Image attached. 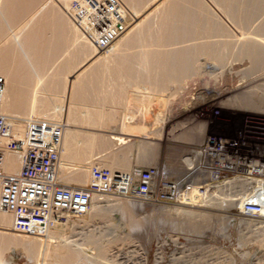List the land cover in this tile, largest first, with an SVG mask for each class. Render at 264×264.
Here are the masks:
<instances>
[{"label":"rangeland","instance_id":"rangeland-1","mask_svg":"<svg viewBox=\"0 0 264 264\" xmlns=\"http://www.w3.org/2000/svg\"><path fill=\"white\" fill-rule=\"evenodd\" d=\"M40 1H41V3H44L47 0H43L44 2L42 0H40ZM48 1H52V0H48ZM68 1H69V3H68V5H66V3ZM73 1H75V0H71V1L70 0H55V1L53 0V2H55L57 5H58V3H60L59 7L61 9L59 7H57V8H59V10L57 9L59 14H62L61 10L65 8L63 11V14L61 16L63 18H64V16L68 17L69 19L71 18L70 19L71 22H69L68 18L65 17L66 21L68 20V22L65 21V24H64V26L66 24H69L67 26H70V28L68 27L69 32L67 31L68 32L67 37L70 41H68L67 37L65 36L66 34H64L66 32L65 28L62 30V34L65 37L62 36L61 39H63V38L65 39L64 43H66L65 45H67L66 46L67 48H68V46L69 47L71 46V48L73 46V48H75L74 52H73V48H72V50H70V48H68L72 52V54H70L71 53L70 52L69 55H73V53H75V54L77 53L76 54L77 56L75 54H74L75 57L72 56L73 58H71V56H68L67 53L69 50L65 46L62 45L63 40H61L62 42H60V43L62 46V52H64V50L67 51V52L63 53V55L64 54L67 55L66 58L64 59V61L65 62L70 61V62H69V64L68 63L64 64L65 62L63 63L62 61L57 62L56 64H54V68L52 69V67H51V69H50L51 72H53V73H50V70H49V73L52 74L53 76L50 75V77H48L47 79L45 78V80L41 79L39 81L41 83L44 80V84L47 86V89H46V91L43 90V92L45 93L44 94L45 96L47 95L49 97V99H48L47 96L46 97L44 96L42 99L43 103L45 102L44 104H42L43 105L42 107H44V108H42L43 110L42 111L39 110L40 112L38 110L33 112L34 115L32 116V118L30 120L29 119L24 120V118H26V117L30 118L31 116L29 117L26 115V113L22 114L21 111L17 110L18 113H16L17 111H15V114L17 116H20L21 120L17 119L18 122L17 121L16 122L10 121V119L7 120V125H9L8 127L11 128L12 125H14V128H12V130L13 129H14V131L17 130L16 134L18 136V139L25 142V144H27V146L32 145L33 147L40 146L43 148L49 147V148L59 149V146L61 144L60 138H61V133H62V132H60L61 126H59V125H61L60 123H63L60 121V119L63 118V115H65V113H66V117L68 116L67 113H70V114L72 113L71 115L69 114V116H70V117L68 116L69 119L72 118L73 116L76 118L74 120L68 119L71 124L72 123L74 125L76 124L75 125L76 127L74 125L71 126V124L67 123L68 121L65 120L66 124L69 125V126H67V130L70 129L71 131L73 130V131H76V132H79L82 134L86 133L85 135H88V133L90 135V133H91V135L96 134L98 136L96 139L97 141L96 140H94V141L87 140V143L89 141V147H91V148L88 147V149H85L88 146L87 143H86V145H84L86 141H82L83 143L81 142V145H80V143L75 144V145L73 144L72 148H71L72 151L70 152V158H69L70 163L65 161V159L63 158L62 155H59V159H60L59 160V179H60L62 184L69 185V186L81 187V188L88 187L89 179H90V174H89L90 168L89 167L92 165H95L97 167L99 166L100 168H104V169L106 168L111 172H129L133 167L149 168V167L155 166V167L159 168V170L162 172L163 177H165L169 180L177 179V178L181 177L180 175H182L181 174L182 171L181 170L178 171L176 169L174 170L173 165L175 162L176 163H177V161L180 162V161H182L188 157H191V158L194 157V155L196 154V153H194V152H196L195 150L201 145V143L203 142V140L206 136L213 134V133H218L221 131L225 132V131L236 130L240 125L241 117L243 116V114H251V113L243 112L245 109V108H243V106L242 107L239 106L240 108L237 110V108H236L237 105L232 104L229 99H231L233 97V95H235L233 93V91L235 89L242 88V86L247 85V83L250 80H255L256 78H260V77L264 78V65H263V67L261 66L260 68H257L256 70H252V69L249 70L250 65L248 64V62H249L248 60L246 61V59H241V58H240L241 59L240 61H238L239 59H231L230 60L231 64L228 63V65L230 64L229 67L225 61L222 63V65H221V63H217L220 66H218V69H216V71H215V69L212 70L211 68H209V70L206 71V73H200V75L202 74L201 76L198 73H194V75L192 73H189V74H187L188 76H186V77L184 76L185 78L181 77L179 79L181 83H179V82H176V83L169 82V84L165 83V86H163V88L161 89L162 94L159 95V93H160L159 92L156 95L154 94V95L150 96V94H149L150 91H148L149 90L148 88L144 89V91H142V89H143L142 83H145L146 81L141 82V78H144L143 76H145V79H146V76H148V77H150L151 75H152L151 77L157 76L158 73H160L161 67H158V65H155V66H157V68L153 67L152 68L153 70H152L151 67L154 66V64L153 65L149 64L150 65V68H149V65L147 66L142 60H140L141 62H138L140 57L137 59V61L136 60H131V61L128 60V58H126L125 56H127V54H128V56L131 54L130 53L131 51L129 52V50H128V49L132 50L131 48H128L127 49L128 51L125 50L127 52H125V51L123 52V54L126 53L123 56L121 55L123 58L120 57V54L122 52H120V54H118L119 57H117V58H118V60L120 59L121 61L120 60L118 61L117 58L111 59L112 55H109V52H107L108 54H106V51H104L105 50L104 48H106L108 46L107 39L104 38V36L101 32H98L93 27L95 24L93 16L98 14V12H100V9H101V11H103L102 8H103L104 4L107 2L115 3L114 4V7H115L114 15L117 14V16H116L117 21H119V19L120 20L123 19V18H120V17L125 15L123 11H125V13L127 12V14L125 15V17L123 19L125 22L122 20H121L122 23H121V21L119 23L117 22V25L118 24H119V26L121 25L120 27L125 26L126 23L130 24V23H128L130 19L135 20L136 19V13H138V12H139L138 15L140 17H137V18L138 19L141 18V15L144 11L140 12L138 7L135 6V3H131L134 0H132V1L129 0L130 2L127 1V3H126V5L131 3L129 7H131V5H132V7L130 8L131 11H129V12H128L129 7H126L125 2L120 1V0H114V1L113 0H76L75 2H78L79 5L77 3H75L74 8L72 7ZM94 1L97 2V5ZM100 3L103 5H101ZM118 3L120 5H118ZM123 3H124V6H123ZM56 4L54 5L55 8L57 6ZM62 4H63V7H62ZM69 4H71L70 7H69ZM91 5L94 7H92ZM107 5H109V4H107ZM121 6H122V11L120 10ZM133 6H135L136 8ZM96 7L98 8V10ZM124 7L127 8V10ZM90 8H91V10L94 8L92 10L94 12H92L90 10ZM139 8L142 10H145V7H142V8L139 7ZM65 10H66V12H65ZM67 10L71 14H69V12ZM116 10H120V11L117 12ZM133 10H135V11H133ZM91 12H92V14H91ZM122 13L124 15H122ZM127 15L129 18L127 17ZM133 16H134V18H133ZM86 20H87V22H89V23H87V25H86V22L84 23V21H86ZM77 22H78V24H77ZM91 22L93 25L91 24ZM131 23H133V22L131 21ZM88 24L89 25L91 24L92 26L89 27ZM122 24H123V26H122ZM84 25H85V27H84ZM71 26H73V27H71ZM75 26H78L77 29ZM88 27H89V30H88ZM71 28H73L71 31H73L74 34H72L73 32H70ZM92 28H94V29H92ZM66 29H67V27H66ZM90 29H91V33L88 32V31H90ZM84 30H86V31L84 32ZM63 31H64V33H63ZM86 32H88V33H86ZM84 33H86V34H84ZM92 33H95V34L93 35ZM100 33L102 34V36H99ZM62 34H60V35H62ZM87 34L89 35V37H87L85 40V37ZM72 36H73V39H72ZM92 36H93V38H92ZM96 36H98V37H96ZM83 37H84V39H83ZM66 39L68 42H66ZM98 40H99V42H98ZM79 41H81V42H79ZM87 41H88V44H87ZM69 42L70 43L72 42L71 45ZM84 42H86V43H84ZM68 43H69V45H68ZM96 43H98V44H96ZM83 44H86V45H88L90 47L92 46V47L90 49V47L88 48V46H87V48L86 49L84 48L85 49L84 50V49H82L84 47ZM103 44H105V45H103ZM94 46H95V49L93 48ZM96 46H99V48H97ZM98 49H99V51H98ZM82 50H84V51L82 52ZM91 50H92L91 53L92 54L94 53L95 55L93 54V56H92V54L90 53ZM96 50L98 52H95ZM106 50H107V48H106ZM85 51H86V53L87 52L88 53L86 54ZM100 52H101V54H100ZM102 52L105 53V54L103 53L104 56H102ZM221 53L225 54L223 51ZM81 54H85V55H82V58H84V60H86L85 62H84V60L82 62ZM88 54H89L90 58L88 57ZM110 54H112V53H110ZM86 55H87V57H83ZM99 55L102 57L101 63L99 62L100 61ZM91 56L93 59L91 58ZM95 56L99 57V58L95 59L96 58ZM67 57H69L70 60ZM78 57H79V59L76 60V58H78ZM107 57H108V60L106 59ZM124 57H125V59H124ZM202 58H203V56H202ZM202 58L199 57L197 60L200 61ZM72 59L76 60L77 64H76V62H75V64L72 63V62H74V60H72ZM103 59L107 60V62L104 61ZM110 59H111V61L117 60L116 61L117 63L121 62V63H119L120 64L119 66H121L123 68H120L118 66V64L115 62L114 63L111 62ZM229 59L230 58H228V60ZM71 60H72V62H71ZM79 60H81L80 61L81 63H79ZM89 60H90V62H89ZM125 60L129 63L125 62ZM198 61H197V63H198ZM108 62H111V63L108 64ZM200 62H204V58ZM59 63H62L63 65L59 64ZM125 63H127L128 65ZM143 63L146 65L145 67H144ZM209 63H210V61L208 60V64ZM213 63L216 64L215 62H213ZM225 63L227 66H225ZM101 64H103V65H101ZM217 64H216V67H217ZM59 65H61V67H59ZM109 66H110V68H109ZM127 66L128 67L129 66L134 67L133 68L134 70L136 69V72L134 71V74H133L134 77L131 75L133 78L130 77L129 74H123L124 68H128ZM69 67L70 68L72 67V68L70 69ZM76 67H77V69H76ZM137 67H138V70H137ZM146 67L149 69L150 73L149 72L147 73V71H146V74H144L145 69H147ZM219 67H222V69H220ZM63 68L67 69L69 71L71 70V73L68 72L67 70H65L68 73H70V74H68L67 72H65L66 75L68 74L67 75L68 78H66V80L70 79L67 82H69V83L71 82L72 84H74V87L71 89L73 90L75 87H77L73 91L76 90L77 91V92L75 91L76 93H80V95L83 96V97H81L82 99H84L83 103L85 104V106L83 105V107H85L86 109H88L86 106L89 107L88 110H86L83 107H82L83 110H81V108L77 105V103H73L74 100L71 101L72 102V108L73 109L75 108L78 110V111L76 110V113L79 112V109L81 110V114L80 113L75 114V115H77V117L75 115H73L75 113V109H74V112H73V109H70L71 108V105H70L71 102L67 101V97L64 96L65 97L64 98V97H62L63 95H60V96L58 95L57 98H54L56 96L53 95L54 93L56 94L58 92V90H57L58 85L61 83V81H60L61 77L59 75L62 72ZM94 68H96V71H94L95 70ZM104 68H106L107 70H104ZM118 68L121 69L120 71L118 70L119 72H117ZM122 69H123V71H122ZM140 69L144 70V71H142V73H141ZM150 69H151V71H150ZM223 69H224V71H223ZM99 71H101L102 73L100 74ZM111 71H113V72H111ZM155 71H156V73H154ZM221 71L223 73H221ZM207 72H211V73L209 74ZM217 72H218V74H217ZM227 72H228V74H227ZM241 72H243V75ZM92 73H94V74H92ZM109 73H111V74H109ZM153 74H156V75L153 76ZM204 74H206V75L203 76ZM70 75L73 76L74 78L75 77L76 78L73 79V77H71ZM93 75H94V77H93ZM95 75H97V76H95ZM112 75H114V76H112ZM119 75L120 76L122 75V76L120 77ZM67 76H65V77H67ZM77 76L83 80L78 79ZM123 76H125V77L123 78ZM70 77L74 80V82ZM128 77L130 79H127ZM215 77H217V78H215ZM254 77H256V78H254ZM102 78L104 79V81ZM49 80H50V82H48ZM58 81H60V82H58ZM80 81L82 82V84L80 83ZM47 82H48V85L46 84ZM133 83H135V84L133 85ZM76 84L78 86H76ZM49 85H51V86H49ZM146 85L147 84H145V88H146ZM46 86H45V88H46ZM167 87H169V88H167ZM53 88H54V91H53ZM165 88H167V89H165ZM145 90H147V92ZM73 91H72V93H75ZM66 92H67V90H66ZM141 92L145 96H143V94ZM48 93H50V94H48ZM51 93H52V95H51ZM109 93H110V95H109ZM258 93H257V95H254L255 99H258V97L262 96L261 93H259L260 95ZM73 98H75V97H73ZM103 98H105V99H103ZM112 98H114L113 100H115V101H113ZM55 99H57L58 101ZM59 99L60 100L62 99L63 102L62 101L59 102L60 101ZM53 101H55L54 103L57 106H59V104L61 103L60 104L61 107L59 108L60 110L56 106L57 107L56 111L59 112L58 116L60 114H62V115H60V118H57L58 116L54 117V118H56L55 119L56 121L51 122L46 118L44 119V117H46L48 114L50 115L49 110H48L49 111L48 114L45 111H46V107L49 108V105L51 108L54 106L53 104H51V103H53ZM87 101L90 102L91 107L86 104V103H88ZM58 102H59V104H57ZM93 103H95L94 106H93ZM99 103H100V105H99ZM135 103H137V104H135ZM75 104H76V106H75ZM135 105H137L138 107ZM77 106H78V108H77ZM160 106H161V108H160ZM233 106H234V108H233ZM68 107H69V109H68ZM90 108H91V110H90ZM11 111H13V109H10L9 112H11ZM60 111H62V113ZM83 111L86 113H83ZM87 111L88 112L90 111L91 113L90 112L88 113ZM19 112H21L20 113L21 115L19 114ZM36 112H37V115H35ZM42 112H44V113H42ZM215 112H218L219 116L214 117ZM39 113L41 114L42 118H41V116H38ZM4 114L6 115L7 113H4ZM43 114H45L46 116L45 115L43 116ZM84 114H86V115H84ZM23 115H26V116L23 117ZM81 115H82V117H79ZM101 115H103V116H101ZM148 115H149V117H148ZM34 116L37 119L39 117V119L42 121L40 122L39 119L35 120ZM84 116L87 117L88 119L85 118ZM150 116L152 119H150ZM66 117H65V119H66ZM78 117L80 118V120L78 119ZM83 118H85V120ZM106 118H108V119H106ZM81 119H83L84 121L81 122ZM91 119L94 122V125H92L93 122H91ZM102 119H104V120H102ZM26 120H28L30 122H26ZM77 120L79 121V124L76 122ZM86 120H87V122H85ZM32 121H34L36 123L33 124L34 122H32ZM88 121H89V124H88V127L86 128ZM223 122H228V124L224 125ZM28 123H29V125H28ZM83 123H85L86 126ZM10 124H11V126H10ZM37 124L38 125L41 124V125L38 126ZM82 124L85 128H83ZM95 124H96V126H95ZM77 125H79V127ZM90 125H92V126H90ZM102 125L104 126V128ZM192 126H194V127L200 126L201 127L200 128L201 129V138L195 143L193 141L189 140V132H190ZM151 127H153V128H151ZM52 128H53V130H52ZM99 128H100V130H99ZM55 131L58 132L57 133L58 135L56 134ZM18 132H19V134H18ZM33 132H35V136H34ZM186 132H187V134H186ZM42 133H43V135H42ZM54 135H55V137H54ZM85 135L83 136V138L85 137ZM29 137H31V138H29ZM43 137H45V139ZM102 137H104V138H102ZM53 138H56V139H53ZM27 139H29V140H27ZM6 142H7L6 140L0 138V147L4 148L3 145L6 144ZM54 143H56L57 145ZM84 150L86 153H84V154L80 153L82 151L84 152ZM9 152H10V150L8 151L6 148L3 149L4 165L2 167V172L4 174H7V175H14V174H16L15 168H14V164L12 161L11 154ZM16 155H17L16 157L14 156L15 159L16 160L18 159V161H20L19 160L20 159L19 153ZM17 157H19V158H17ZM135 157H137L139 159L142 158V162L139 161V159L137 160V158H135ZM133 158H134V160H133ZM116 160L122 161V164L120 166L121 168L120 167H118V168L113 167L111 165V162L112 163L117 162ZM127 162H128V165H127ZM136 162L138 163V165L136 164ZM18 164L21 166V161L18 162ZM86 164H87V168H86ZM178 165H181V164L179 163ZM20 166H18V167L21 168ZM77 166L79 167V169L81 168L82 170L80 169V171L79 170L71 171L74 167H77ZM18 167L16 170L17 172H19V170H20ZM83 168H85V169H83ZM83 170H84V179L86 181L83 182V184H75L74 183L75 179L73 180V178H76L77 174H79ZM171 170H173V171H171ZM193 184H194V181H193ZM204 185H206V184H204ZM198 186H201V185L198 184ZM1 195H2V188L0 185V196ZM218 202H222V203L224 202L225 203L226 201L224 198H220V199H217L216 203H218ZM120 203H122L123 205H127V207H126L127 209L125 208V211L122 212V214L119 211V207H118ZM216 203H213L214 205L208 204L209 206L206 207V206H199V205H193V204L191 206L190 205H180L177 202L174 205L166 206V208L160 207L159 209L158 208L156 209V207L152 208V207H150L151 205L149 206V204H146V203L140 202V201H136L133 199L120 198V197H115V196H110V195H104L103 197L100 196V198H98V200H95V201L92 200L91 210L83 218H68L65 223L54 227L53 228L54 230L51 229L50 231H48V233H46V235L45 234L42 235L43 238H42V236H39L36 233V236H38L37 239L38 238L41 240H46V239L48 240L49 239L50 240V241H48L49 243L48 242H43V243L45 245L48 244L47 246H50L52 251L55 250V252L49 251L50 252L49 255L47 254L49 259L47 257H44V254H42V252H41L40 245H37V243L40 244V242H39L40 240L38 242L36 241L35 246L39 250L36 251L37 249H35L34 260H39L40 263H42L43 259H45L46 260L45 262L48 261V263H46V264H50V261H52L51 264H55V263L60 264L59 260H57V258H56L57 255H55L56 250H60V249L61 250H63V249L67 250L68 249L71 251V253H70V251H68L66 253H67V255L68 254H71V255H68V257L70 256L69 257L70 259L67 256H66L67 258L66 257L64 258L66 262L69 259L68 261L70 263L68 262L67 264H229V262H230V264H257L260 260L264 262V238H260V239L255 238V237H253V235H251L253 232L250 231V230H254L256 227H252L246 223H238V222H233L231 224V223H229V221H227V218L225 217V216H227L226 213L231 212L233 210V208H235L236 205L239 204V202L235 201L233 203V207L232 206L223 207V210L218 209V206ZM116 204H117V206H116ZM95 206L96 207L100 206L101 208L100 209L94 208ZM103 206H104V208H102ZM105 206L107 207L106 211H104V209H106ZM179 206H181L182 209H186V211L190 210L192 212H197V213H201V212L204 214L208 213L207 215L210 216L209 218H213V220L212 219L210 220L208 218H206V220H204L203 217H201V216H196L195 218H189L187 215L179 214V213L173 215V213L171 211H173V209H175V208H181ZM128 207H129V210H128ZM167 207H169V208L167 209ZM132 208H133V211H132ZM162 210L163 211L164 210H166V211L170 210V212L167 211V212H164L162 214ZM2 212H3V217H5L6 216V215H4L5 211H2ZM2 212H0L1 213L0 214V220L2 219ZM118 213H120V214H118ZM197 213H195V214H197ZM166 214L168 216L169 215L170 216L168 217V216H166ZM116 216H118V217H116ZM161 218H163V220ZM123 221H124V223H123ZM118 222H121L122 225H119ZM0 224H1L0 234L3 235L5 233L3 236L0 235V238L3 237L4 239H8V235L10 234L12 236L10 238L14 239L15 238L14 234H16L17 238H15V239L18 240V237H19V241L25 240V242H26V241H30L33 237L32 235H30L31 233L28 229H27V233H24L23 231H21V232L18 231L17 228L14 226L13 218H11V222L9 223L8 226H7V223L5 220H3V222L0 221ZM138 224H140V225H138ZM224 224H225V226H224ZM2 226H3V229H1ZM246 227H248V229ZM121 228H123V229H121ZM137 228H138V230L139 229H141V230H139V232H138V230L135 231L134 229H137ZM238 229L241 231H239ZM3 230H5V231L3 232ZM14 230H15V233H14ZM242 230L244 232H246V234ZM246 230H249V231H246ZM33 232H32V234H33ZM23 236H24V238H23ZM237 236L239 237V239ZM250 236H252V237H250ZM241 237H242V239H241ZM245 238L247 240H245ZM243 240L247 241V243H246L247 247L243 246V245H245ZM240 241H242V243ZM238 244H242V246L239 245V247H238ZM17 249H19V247L15 248L14 250H10L9 252L6 251L7 253L6 252L4 253L5 257H6V255H9L11 257V258L9 257L10 259L8 258L9 264L10 263L11 264H29L25 260L26 257L21 258V257L15 256V255L13 256V253H15L16 251L17 252L19 251ZM245 249L248 252H245L246 251ZM100 250H102V252H100ZM96 251L98 252V255H96L97 254ZM99 252H100V254H99ZM51 253H52V255H51ZM37 255L38 256L41 255V256L38 257ZM228 256H230L231 258ZM100 257H101V259H99ZM227 257H228V259H227ZM41 259H42V261H41ZM71 259H72V261L73 260L74 261L72 262ZM19 261H20V263H19ZM39 261H37L36 264H38ZM100 261H102V262H100Z\"/></svg>","mask_w":264,"mask_h":264},{"label":"bare ground","instance_id":"bare-ground-1","mask_svg":"<svg viewBox=\"0 0 264 264\" xmlns=\"http://www.w3.org/2000/svg\"><path fill=\"white\" fill-rule=\"evenodd\" d=\"M75 1L72 2V4H73L72 7L73 8L75 7V3L78 4V2H75ZM120 1L125 2V6L126 7H129L131 3H135V6L138 7L140 12L144 11L142 13V15H141V18H139V19L137 18V17H140L138 15V13H139L138 12V13H136V19L135 20H131L130 19L133 23H131V21L128 19L129 20L128 23H130V24L126 23V25H125L123 23L125 26H123V24H122L123 27H120L121 25L120 26H119V24L117 25V22L119 23L121 20L124 21L123 19H124L125 15L127 14V12L125 13V11H123L125 15L122 13V15H124V16L120 17V18H123V19L120 20L118 18L119 21H117V18H116L117 14L114 15V11H115L114 4L115 3L107 2V3L104 4V6L102 8L103 11H101V9H100V12H98V14L93 16L94 17V21H95L94 22L95 24H94L93 27L98 32H101L103 34L104 38L107 39L108 46L106 48H107L108 51L106 50V48H104L105 49L104 51H106V54H108L107 52H109V55H112L111 59L119 57L118 54H120V52H122L120 54V57H122L123 55L126 54V53L123 54V52L125 50H127L128 48H131L133 51L128 49L129 52L131 51L130 52L131 54L128 52L130 55L128 56V54H127V56H125L126 58H128V60H130V61L131 60H136L137 61V59L140 57L138 62H141L140 60H142L147 66L149 64L150 65L154 64V66H152L151 69L153 67L157 68V66H155V65H158V67H161L160 68L161 70L159 69L160 73H158L157 76H154L156 74H153L154 77H151L152 76L151 75L150 77L146 76V79H145V76H143L144 78H141V82L146 81L145 83H142L143 85L141 84L143 86V87L141 86L143 88L142 91H144V89L148 88L149 89L148 91H150L149 92L150 96L154 95V94L156 95L159 92H160L159 95L162 94L161 93V89L163 88V86H165V83L166 84H169V82H173V83L179 82V83H181L180 80H179L181 77H184V76L186 77V76H188L187 74H189V73H192L193 75H194V73H198L200 75V73H206V71H208L209 68H211L212 70L215 69V71H216V69H218V66H220L217 63H221V65H222V63L226 61L227 65H228V63L231 64V61H230L231 59H239L238 61H240L241 59H246V61L248 60L249 61L248 64L250 65L249 66L250 67L249 70H251V69L252 70H256L257 68H260L261 66L263 67V65H264V0H134V1L131 0L132 2L130 4H127V5H126V3L129 0H126V1L125 0H120ZM94 2L97 5V2L96 1H94ZM68 3H69V1L66 3V5H68ZM55 4L56 3L53 2V0L52 1H48L47 0L44 3H41L40 0H0V82L4 85V89H5L0 109H1V113L6 117L7 120L10 119V121L16 122L17 119H20L21 117L17 116L15 114V111H17V110L21 111L22 114L26 113L27 116H29V117L31 116L30 118H27V117L24 118V120L25 119H29L30 120L32 118V116L34 115L33 112H35L36 110H38V111L41 110L42 111L43 110L42 108H44V107H42L43 106L42 104L45 103V102L43 103V101H42L43 97L45 96L44 95L45 93L43 92V90L46 91V89H47V86L44 84V80H45V78L47 79L48 77H50V75H52L50 73H53V72H51L50 69H51V67H52V69L54 68V64H56L57 62H60V61H62L63 63L65 62L64 59L66 58L67 55L66 54L63 55V53L67 52V51L63 49L64 52H62V46H61L60 42H62L61 40H63L62 45L65 46V47L67 46V45H65L66 43H64L65 39L64 38L61 39L62 36H64L62 34V30L65 28L66 32L64 33V31H65L64 30L63 33L66 34L65 36L67 37V34L69 32L68 29L70 28V26H67L69 24H66L64 26L66 18H68V17L64 16V18H63L61 16L63 14V11H64L65 8L61 10L62 14H59L57 9L59 10V8H60L59 4L60 3H58V5L56 4L57 5L56 8L54 7ZM63 4H62V7H63ZM107 4H109V5H107ZM70 5L71 4H69V7H70ZM101 5H103V4H101ZM118 5H120V4L118 3ZM123 6H124V3H123ZM135 6H133V7H135ZM57 7H59V8H57ZM92 7H94V6H92ZM131 7H132V5H131ZM131 7H129L128 12L131 11V9H130ZM139 7H141V8L145 7V10H142ZM91 8H90V10H91ZM125 9L127 10V8H125ZM97 10H98V8H97ZM120 10L122 11V6H121ZM120 10H116V11L118 12ZM133 11H135V10H133ZM65 12H66V10H65ZM92 12H94V11H92ZM92 12H91V14H92ZM69 14H71V13L69 12ZM127 17H128V15H127ZM133 18H134V16H133ZM70 19L68 18L69 22H71ZM68 20L66 22H68ZM122 21H121V23H122ZM85 22H86V25H87V23H89V22H87V20L84 21V23ZM77 24H78V22H77ZM91 24H92V22H91ZM91 24L90 25L88 24V26L90 27V26L93 25V24L92 25ZM66 27H67V29H66ZM71 27H73V26H71ZM75 27L77 29L78 26H75ZM84 27H85V25H84ZM89 27H88V30H89ZM94 28H92V29H94ZM72 29L73 28L70 29V32H73V31H71ZM85 31L86 30H84V32ZM88 32L91 33V29ZM88 32H86V33H88ZM86 33H84V34H86ZM101 33H100L99 36H102ZM60 34H62V35H60ZM72 34H74V32ZM92 34L94 35L95 33H92ZM87 35L85 37V40H86L87 37H89V35L88 36ZM96 37H98V36H96ZM92 38H93V36H92ZM67 39H68V37H67ZM67 39H66V42L70 41L69 39L67 41ZM72 39H73V36H72ZM83 39H84V37H83ZM79 42H81V41H79ZM98 42H99V40H98ZM69 43H68V45H69ZM71 43H70V45H71ZM84 43H86V42H84ZM87 44H88V41H87ZM96 44H98V43H96ZM83 45H84V47L82 46L83 47L82 49H84V48L86 49L87 46H88L86 44H83ZM103 45H105V44H103ZM89 47L90 46H88V48ZM91 47H90V49H91ZM96 47L99 48V46H96ZM68 48H70V50H72L73 46H72V48H71V46L70 47L68 46ZM93 48L95 49V46ZM74 49L75 48H73V52H74ZM70 50L67 53L68 56H71V58L75 57L74 56L75 53H73V55H69V53L71 52ZM84 50H82V52ZM92 50L90 51V53L92 52ZM98 51H99V49H98ZM98 51L96 50L95 52H98ZM127 51H125V52H127ZM222 51L225 54H222L221 53ZM85 53H86V51H85ZM103 53L104 52H102V56H104V54H105V53L104 54ZM110 53H112V54H110ZM70 54H72V52ZM93 54H92V56H93ZM100 54H101V52H100ZM82 55H85V54H81V58H82ZM92 56H91V58H92ZM202 56L204 58V62H200L203 59ZM83 57H87V55L83 56ZM88 57H89V54H88ZM125 57H124V59H125ZM199 57L202 58L200 61L197 60ZM67 58H69V57H67ZM97 58H99V57H96L95 59H97ZM228 58H230V59L228 60ZM77 59H79V57L76 58V60ZM101 59H102V57L100 56V61H99L100 63H101ZM106 59L108 60V57ZM111 59H110V61H111ZM69 60H70V58H69ZM72 60H74V59H72ZM72 60H71V62H72ZM76 60H74V62H72V63L75 64ZM83 60H84V58H82V62H83ZM107 60H104V61L107 62ZM117 60H118V58H117ZM117 60H115V61L112 60L111 62L117 63L116 62ZM208 60L210 61L211 64L210 63L208 64ZM80 61L81 60H79V63H81ZM85 61L86 60H84V62ZM197 61H198V63H197ZM69 62H65L64 64H66V63L69 64ZM89 62H90V60H89ZM111 62H108V64L111 63ZM125 62H127V61L125 60ZM213 62H215L217 64V67H216V64H214ZM119 63H121V62L117 63L118 66L120 65ZM127 63H129V62H127ZM127 63H125V64H127ZM144 63H143V65L145 67L146 65ZM226 63H225V66H227ZM59 64H62V63H59ZM76 64H77V62H76ZM101 65H103V64H101ZM150 65H149V68H150ZM229 65H228V67H229ZM59 67H61V65H59ZM119 67L123 68L121 66H119ZM96 68H94L95 69L94 71H96ZM109 68H110V66H109ZM120 68L117 69V72H119L121 70ZM133 68L134 67H130L129 66L128 68H124V71L122 69V71L124 72L123 74H129L130 77H132V76L134 77L133 74H134V71L136 72V69L134 70ZM219 68L222 69V67H219ZM76 69H77V67H76ZM151 69H150V71H151ZM49 70H50V73H49ZM65 70H67V69L63 68L61 73L57 70L60 73L59 76L61 77L60 78L61 83L58 85V89H57L59 93L57 92L56 94L55 93L53 94L54 96H56L54 98H57L58 95L59 96L63 95L62 97H64V96L67 97V101L71 102V101L74 100L73 103H77V105L81 108V110H83L82 107H83V105L85 106V104L83 103L84 99L81 98L83 96L80 95V93H76L77 92L76 90H75L76 92L73 91L77 87H75L73 90L71 89V88L74 87V84H72L71 82L70 83L67 82L70 79L66 80V78H68L67 75L71 73V70L70 71L67 70L70 73H68ZM104 70H107V69L104 68ZM137 70H138V67H137ZM142 71H144V70H141V73H142ZM146 71L148 73L149 69L148 68L145 69V71H144L145 73L144 72L143 73L146 74ZM223 71H224V69H223ZM65 72H67L68 74L66 75ZM111 72H113V71H111ZM211 72H207V73L210 74ZM99 73L101 74L102 72L99 71ZM154 73H156V71ZM221 73H223V72L221 71ZM241 73L243 75V72H241ZM92 74H94V73H92ZM109 74H111V73H109ZM217 74H218V72H217ZM227 74H228V72H227ZM205 75L206 74H204L203 76H205ZM65 76H67V77H65ZM95 76H97V75H95ZM112 76H114V75H112ZM71 77H73V76H71ZM93 77H94V75H93ZM124 77L125 76H123V78ZM75 78L73 77V79H75ZM215 78H217V77H215ZM254 78H256V77H254ZM41 79H44V80H43V82L40 83L39 81ZM78 79H80V78L78 77ZM127 79H130V78L128 77ZM50 80L48 82H50ZM80 80H83V79H80ZM60 81H58V82H60ZM103 81H104V79H103ZM48 82L46 83L47 85H48ZM73 82H74V80H73ZM80 83L82 84L81 81H80ZM134 84L135 83H133V85ZM145 84H147L146 88H145ZM45 86H46V88H45ZM49 86H51V85H49ZM76 86H78V85L76 84ZM54 88H53V91H54ZM167 88H169V87H167ZM167 88H165V89H167ZM66 90H67V92H66ZM71 90L73 92H75V93H72ZM145 91L147 92V90H145ZM258 92L261 93L262 96L258 97V99H255L254 95H257ZM233 93L235 95H233V97L231 99H229V100H230V102L232 104H236L237 105V107H236L237 110L240 107L243 106V108H245L243 112L251 113V114H243V115H255V116L264 117V78L263 77L262 78L261 77L260 78H256L255 80H250L247 83V85L242 86V88L235 89L233 91ZM48 94H50V93H48ZM51 95H52V93H51ZM109 95H110V93H109ZM143 96H145V95L143 94ZM73 97H75V98H73ZM47 98L49 99L48 96H47ZM103 99H105V98H103ZM113 99L114 98H112V100ZM55 100H57V99H55ZM61 101H62V99L59 102H61ZM113 101H115V100H113ZM54 102L55 101H53V103H51V104L54 105L52 108L50 107V105H49V108L46 107V111L45 112H47V114H48V112L50 111L49 112L50 115L48 114L46 116L45 114H43V116L44 115L46 116V117H44V119L46 118V119H48L51 122L56 121L55 120L56 118H54V117L58 116V114H59V112L56 111V108L58 107V109H59L61 107V105H60L61 103L59 104V102H58L57 104H59V106H57V105H55ZM86 104L91 107L90 102H88ZM94 104L95 103H93V106H94ZM135 104H137V103H135ZM70 105H71L70 109H73L72 108V102L70 103ZM99 105H100V103H99ZM75 106H76V104H75ZM78 106H77V108H78ZM135 106H137V105H135ZM86 107L89 109L88 106H86ZM83 108H85V107H83ZM160 108H161V106H160ZM233 108H234V106H233ZM10 109H13V111L9 112ZM68 109H69V107H68ZM74 109H73V112H74ZM88 109H86V110H88ZM76 110L77 109H75V113L73 115L78 114V113L81 114V110L80 109H79L78 113H76ZM90 110H91V108H90ZM21 112H19V114ZM37 112L35 113V115H37ZM60 112L62 113V111H60ZM4 113H7V114L5 115ZM16 113H18V111ZM42 113H44V112H42ZM83 113H86V112L83 111ZM67 114L69 116L70 113H67ZM26 115H23V117H25ZM60 115H62V114H60ZM60 115L57 118H60ZM84 115H86V114H84ZM149 115H148V117H149ZM38 116H41V114L39 113ZM68 116L66 117V113H65V115H63V118H62L63 120L60 119V121L63 122V123H60L61 125H59V126H61L60 127L61 128L60 132H62V133H61V138H60L61 139V144L59 146L58 152H59V155L63 156L65 161L70 163V159L69 158H70V152L72 151L71 148H72L73 144L75 145V144H79L80 143V145H81L82 141H86L85 144H84V145H86L87 140L94 141V140L97 139L98 136L96 134L95 135L94 134L91 135V133H90V135H89V133H88V135H85L86 133H84V132H83L84 134H82V133H79V132H76V131H73V130L71 131L70 129H69L70 131L67 130V126H69V125L66 124L65 120L68 121L67 123H70L69 120L76 119L74 116L73 117L71 116L72 118L69 119L70 116L69 117ZM75 116L77 117V115H75ZM101 116H103V115H101ZM65 117H66V119H65ZM79 117H82V115L79 116ZM79 117H78V119L80 120ZM41 118H42V116H41ZM85 118H87V117H85ZM85 118H83V119L85 120ZM38 119H39V117H38ZM38 119L35 117V120H38ZM83 119H81V122L84 121ZM106 119H108V118H106ZM150 119H152L151 116H150ZM102 120H104V119H102ZM39 121L41 122L42 120L39 119ZM26 122H30V121L26 120ZM32 122H34V121H32ZM76 122L79 124L78 120ZM85 122H87V120ZM91 122H93L92 119H91ZM35 123L36 122H34L33 124H35ZM83 124H85V123H83ZM83 124H82V126H83ZM88 124H89V121L87 123V126L85 124L86 128L88 127ZM28 125H29V123H28ZM40 125H38V126H40ZM72 125H74V124L72 123L71 126ZM92 125H94V122H93ZM92 125H90V126H92ZM10 126H11V124H10ZM77 126L79 127V125H77ZM95 126H96V124H95ZM12 128H14V125H12V127L9 128L11 130L10 131L11 137L14 140H19L18 136L16 134L17 130L14 131V129L12 130ZM83 128H85V127L83 126ZM103 128H104V126H103ZM151 128H153V127H151ZM200 128H201L200 126H195V127L192 126V128H191V130L189 132V140H191V141H193L195 143L201 138V129ZM52 130H53V128H52ZM99 130H100V128H99ZM33 133H34V136H35V132H33ZM57 133L58 132H56V134ZM18 134H19V132H18ZM186 134H187V132H186ZM42 135H43V133H42ZM84 135H85V137L83 138ZM54 137H55V135H54ZM29 138H31V137H29ZM43 138L45 139V137H43ZM102 138H104V137H102ZM53 139H56V138H53ZM27 140H29V139H27ZM54 144H56V143H54ZM87 144H88V146L85 149H88L89 141H88ZM89 148H91V147H89ZM55 149H57V148H55ZM9 153L11 154V157H12V161H13L14 168H15V173H18L16 170H17V167L20 166L18 164V162H20V161H18V159L17 160L15 159V157L17 156L16 154H18V153L14 152L12 150H10ZM80 153L84 154L86 152L84 150V152L82 151ZM17 158H19V157H17ZM135 158H137V157H135ZM192 158L188 157V158H186V159H184V160H182L180 162L177 161V163L178 164L180 163L182 166L178 165L176 162L175 163L178 166L175 163L173 165L174 166L173 167L174 170L176 169L178 171L179 170L182 171L181 174H182L183 180H181V181H182V185L183 186L181 187L182 188L181 196L177 200V202L180 205H190L191 206L193 204V205H199V206H206L207 207V206H209L208 204L216 203L217 199L224 198L225 201H226L225 203L224 202L223 203L222 202L216 203L217 206H218V209L223 210V207H230V206L233 207V203L235 201H238L240 203L242 201V199L249 193L248 192L249 191L248 186H247V184H244L243 181H241V182L229 181L227 183L218 184V185H204L203 184L201 186H198V182H197L198 180H195V179L191 178V176H190L191 172L188 171L189 168H191V166H192V162H193ZM138 159L139 158H137V160ZM133 160H134V158H133ZM139 161L142 162V158L139 159ZM121 164H122L121 160L117 161V162H113V163L111 162V165L113 167H117V168L120 167ZM136 164L138 165L137 162H136ZM127 165H128V162H127ZM86 168H87V164H86ZM19 169H21V168H19ZM80 169L77 166V167H74L71 171H77V170L80 171ZM83 169H85V168H83ZM171 171H173V170H171ZM73 180H74L75 184H83V182L86 181L84 179V170L81 171L79 174H77V177L73 178ZM193 181H194V184H193ZM65 186H69V185H65ZM188 186H190V187L187 189ZM71 187H76V186H71ZM79 188H81V187H79ZM250 192H251V190H250ZM98 198H100V197L99 196H97V197L95 196V197H93L92 200L95 201V200H98ZM140 202H144V201H140ZM144 203H146V202H144ZM146 204H149V203H146ZM150 205L151 204H149V206ZM116 206H117V204H116ZM118 207H119V211L122 214V212L125 211V208L127 207V205H123L122 203H120ZM150 207H152V208L156 207V209L157 208L159 209L160 207L164 208L163 205H159V204L151 205ZM179 207H181V206H179ZM94 208H99L100 209L101 207L100 206L99 207L95 206ZM102 208H104V206ZM133 208H132V211H133ZM168 208L169 207H167V209ZM106 210H107V207H106V209H104V211H106ZM128 210H129V207H128ZM167 211L166 210H164V211L162 210V214L164 212H167ZM0 212H2V211H0ZM168 212H170V210ZM171 212L173 213V215L179 213V214H185L189 218H195L196 216H201V217H203L204 220H206V218H208L210 220L211 219L213 220V218H209L210 216L207 215L208 213L204 214L202 212L201 213H197V212H192L190 210L186 211V209H182V207L181 208H175ZM195 213H197V214H195ZM118 214H120V213H118ZM4 215H6V216L3 217V212H2V219L6 221L7 226H8L9 223L11 222V218H13V217H12L11 213L8 212V211H5ZM166 216H168V215L166 214ZM116 217H118V216H116ZM81 218H83V217H81ZM2 219L0 221L3 222ZM161 219L163 220V218H161ZM227 221H229V223L232 224L231 220H227ZM118 223H119V225H122L121 222H118ZM123 223H124V221H123ZM1 224H0V226H1ZM138 225H140V224H138ZM3 226H2L1 229H3ZM224 226H225V224H224ZM250 226L256 227L254 230H250L251 232H253L251 234V235H253V237L259 238V239L260 238H264V224H262V223L261 224H253V225H250ZM246 228L248 229V227H246ZM121 229H123V228H121ZM28 230L31 233L30 235L33 236L30 241H26V242H25V240L19 241V237H18V240L15 239V238H17L16 234H14L15 238L13 237L14 239H12V238H10V237H12L9 234L10 232L8 233L10 235V236L8 235V239H4L3 237L0 238V264H9L8 261H9V259L11 257L9 255H6V257H5L4 253L6 251L9 252L10 250H14L17 247H19V249H17L19 251L18 252L16 251L15 253H13V256L15 255V256H18V257H21V258L22 257H26L25 260L29 264H33V263L36 264V262L39 261V260H34V252H35V249H37L36 246H35L36 245L35 242L36 241L38 242L39 240H40L39 241L40 244L37 243V245H40L41 252H42V254H44V257L48 258L47 254L49 255V253H50L49 251H52V249H51L50 246H47L48 244L45 245L43 242H48L50 240L46 239L47 240L46 241V240H41L39 238L37 239L38 236H36L35 229L32 230L31 227H29ZM134 230L136 231V230H138V228L134 229ZM139 230H141V229H139ZM139 230H138V232H139ZM4 231L5 230H3V232ZM239 231H241V230H239ZM246 231H249V230H246ZM32 232H33V234H32ZM14 233H15V230H14ZM244 233L246 234V232H244ZM3 235H1V236H3ZM250 237H252V236H250ZM23 238H24V236H23ZM42 238H43V236H42ZM238 239H239V237H238ZM241 239H242V237H241ZM245 240H247V239L245 238ZM240 242L242 243V241H240ZM244 243H245V245H243V246L247 247V244H246L247 241H244ZM239 245L242 246V244H238V247H239ZM38 250L39 249H37L36 251H38ZM68 251H70V250H68V249L67 250H65V249L56 250L55 255L58 256V257L56 256V258H57V260H59L60 264H67L69 262L68 260L70 259L69 258L70 256L68 257V255H71V254L67 255L66 252H68ZM52 252H55V250H53ZM100 252H102V250H100ZM100 252H99V254H100ZM245 252H248V251L246 250ZM70 253H71V251H70ZM51 255H52V253H51ZM96 255H98V252H97ZM39 256H41V255H39ZM66 256L69 258L68 260L66 259L67 262L64 259ZM101 257L99 259H101ZM228 257H230V256H228ZM228 257H227V259H228ZM41 261H42V259H41ZM45 261L46 260L43 259L42 263H40V261H39L38 264H46V263H48V261L47 262H45ZM71 261H72V259H71ZM51 262L52 261H50V264H51ZM100 262H102V261H100ZM19 263H20V261H19ZM55 264H57V263H55ZM229 264H230V262H229ZM257 264H264V262L260 260Z\"/></svg>","mask_w":264,"mask_h":264},{"label":"built area","instance_id":"built-area-1","mask_svg":"<svg viewBox=\"0 0 264 264\" xmlns=\"http://www.w3.org/2000/svg\"><path fill=\"white\" fill-rule=\"evenodd\" d=\"M4 90L0 82V108ZM0 138L7 141L4 148L20 154L21 161L18 173L4 174V148L0 147V210L10 212L14 226L24 233L31 227L37 235H46L68 218L86 216L95 196L110 195L164 207L174 205L181 196L182 175L169 180L155 166L111 172L92 165L88 187L65 186L59 179L58 149L27 146L14 140L1 109ZM195 151L188 171L198 184L243 181L248 186L249 193L226 213L227 220L264 224V117L243 115L236 130L206 136Z\"/></svg>","mask_w":264,"mask_h":264}]
</instances>
